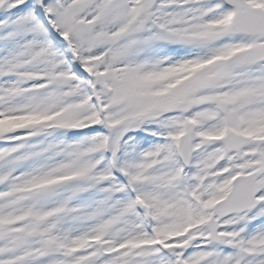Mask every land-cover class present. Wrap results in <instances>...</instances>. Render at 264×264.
<instances>
[{
	"label": "snow or ice",
	"instance_id": "6c2138e0",
	"mask_svg": "<svg viewBox=\"0 0 264 264\" xmlns=\"http://www.w3.org/2000/svg\"><path fill=\"white\" fill-rule=\"evenodd\" d=\"M0 264H264V0H0Z\"/></svg>",
	"mask_w": 264,
	"mask_h": 264
}]
</instances>
